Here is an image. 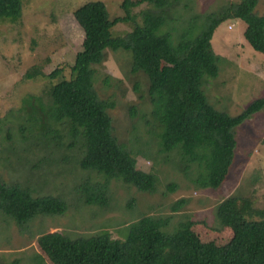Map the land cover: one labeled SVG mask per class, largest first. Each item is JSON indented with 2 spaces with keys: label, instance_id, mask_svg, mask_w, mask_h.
Segmentation results:
<instances>
[{
  "label": "rangeland",
  "instance_id": "374dc122",
  "mask_svg": "<svg viewBox=\"0 0 264 264\" xmlns=\"http://www.w3.org/2000/svg\"><path fill=\"white\" fill-rule=\"evenodd\" d=\"M91 1L106 4L111 22L130 19L112 28L113 39H123L141 25L144 13L162 16L159 35L169 38L175 50L197 39L212 20L225 19L212 40L220 61L218 78L206 79L204 85L210 103L236 116L264 96V56L244 38L247 21L230 19L233 7L244 0H165L163 9L145 3L129 7L128 14L124 0H23L21 22L0 23V177L7 184L23 185L35 198L61 199L67 211L63 216H37L21 228L0 209V264H52L38 246L40 236L48 233L74 240L108 232L123 241L129 226L142 216L166 223L162 232L169 236L192 222V232L203 244L224 247L242 226H223L217 218L216 209L229 197L251 201L255 214L244 222H264V109L237 128L235 160L224 184L201 189L194 181L197 166L189 174L177 151H162L147 80L132 74L131 55L122 50L106 51L105 61L95 68L94 87L108 102L115 136L136 159L137 168L155 175L157 183L149 194L111 180L107 207L85 204L81 186L107 180L78 166L80 143L70 149L67 131L52 116L51 91L58 81L49 76L64 69L65 79L71 78L84 42L75 13ZM263 17L264 0H258L248 22L262 42ZM169 185H175L174 191Z\"/></svg>",
  "mask_w": 264,
  "mask_h": 264
},
{
  "label": "trees",
  "instance_id": "16d2710c",
  "mask_svg": "<svg viewBox=\"0 0 264 264\" xmlns=\"http://www.w3.org/2000/svg\"><path fill=\"white\" fill-rule=\"evenodd\" d=\"M154 4L163 9L165 0H124L129 7ZM258 0H244L233 7L230 19L247 21L244 38L264 56V42L248 17L254 16ZM23 16V0H0V23L18 24ZM75 18L84 32L82 49L71 67V78L56 69L49 78L58 83L51 91L53 118L67 131L71 145L80 143L78 166L96 172L107 182L81 186L85 204L108 206V183L122 180L139 191L153 193L157 179L137 168L136 159L114 134L108 102L94 87L95 68L103 64L106 51L131 55L132 74H143L151 115L160 126L162 151H177L184 170L198 167L194 181L201 189H219L235 160L236 130L264 109V96L256 98L238 115L219 111L210 103L204 89L206 79L219 76L212 40L225 19L212 20L193 42L181 43L175 50L169 38L159 35L164 25L160 15L144 13L141 25L123 39H113L112 28L128 23L119 18L111 22L107 6L91 1L80 6ZM264 38V17L259 19ZM232 29V27H230ZM62 138V135H59ZM21 184H7L0 177V209L23 228L37 216H63L64 201L54 196L35 198ZM174 191L175 185L167 187ZM180 206V205H178ZM176 206L173 210H178ZM249 199L229 197L216 209L223 226L242 224L234 239L224 247L206 246L193 234L194 224H182L174 235H165L166 223L142 216L129 226L125 240H114L108 232L88 238L69 239L60 233L40 236L38 246L52 264H264V222L246 223L254 216Z\"/></svg>",
  "mask_w": 264,
  "mask_h": 264
}]
</instances>
